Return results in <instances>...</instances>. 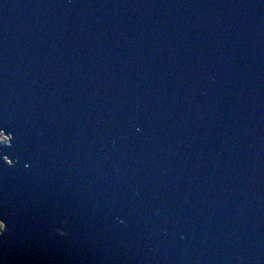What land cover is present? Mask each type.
Wrapping results in <instances>:
<instances>
[{"label": "water", "instance_id": "1", "mask_svg": "<svg viewBox=\"0 0 264 264\" xmlns=\"http://www.w3.org/2000/svg\"><path fill=\"white\" fill-rule=\"evenodd\" d=\"M0 132V264H264V0H0Z\"/></svg>", "mask_w": 264, "mask_h": 264}, {"label": "snow or ice", "instance_id": "2", "mask_svg": "<svg viewBox=\"0 0 264 264\" xmlns=\"http://www.w3.org/2000/svg\"><path fill=\"white\" fill-rule=\"evenodd\" d=\"M5 141H4V138L3 137H0V143H4ZM0 225H2V227H0V231H2L3 230V228H4V225H3V223H0Z\"/></svg>", "mask_w": 264, "mask_h": 264}, {"label": "rangeland", "instance_id": "3", "mask_svg": "<svg viewBox=\"0 0 264 264\" xmlns=\"http://www.w3.org/2000/svg\"><path fill=\"white\" fill-rule=\"evenodd\" d=\"M0 137H3L4 138V141L7 139L3 134H2V132H0ZM6 143V141L3 143V144H5ZM6 160V159H5ZM7 161V160H6Z\"/></svg>", "mask_w": 264, "mask_h": 264}, {"label": "clouds", "instance_id": "4", "mask_svg": "<svg viewBox=\"0 0 264 264\" xmlns=\"http://www.w3.org/2000/svg\"><path fill=\"white\" fill-rule=\"evenodd\" d=\"M2 144V143H1ZM0 227H2V225H0Z\"/></svg>", "mask_w": 264, "mask_h": 264}]
</instances>
